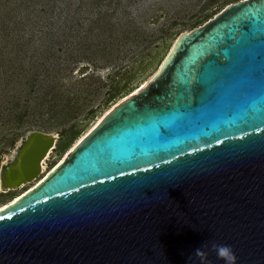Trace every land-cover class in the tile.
I'll list each match as a JSON object with an SVG mask.
<instances>
[{
  "label": "water",
  "instance_id": "95a60500",
  "mask_svg": "<svg viewBox=\"0 0 264 264\" xmlns=\"http://www.w3.org/2000/svg\"><path fill=\"white\" fill-rule=\"evenodd\" d=\"M57 135L33 130L0 167L32 181ZM231 245L264 264V0L180 35L33 188L0 211V264H199Z\"/></svg>",
  "mask_w": 264,
  "mask_h": 264
},
{
  "label": "rangeland",
  "instance_id": "374dc122",
  "mask_svg": "<svg viewBox=\"0 0 264 264\" xmlns=\"http://www.w3.org/2000/svg\"><path fill=\"white\" fill-rule=\"evenodd\" d=\"M5 1L0 0V13ZM9 1L13 10H6L5 16L18 29V62L24 63L30 53L37 56L49 47L62 45L66 53H75L77 57L63 65L65 84L84 80L76 87L82 90L76 101L77 111L64 110L55 118L43 113L35 121L22 124L16 120L15 109L5 105L14 107L13 96L19 89L25 95L29 88L26 79L15 75L7 84V95L0 91V167L13 157L27 133L37 130L57 135L43 171L19 188L0 189V207L43 180L115 104L153 77L182 33L239 0ZM43 4L49 12H41ZM32 32L34 40L28 43L25 33ZM109 91L117 92L105 101Z\"/></svg>",
  "mask_w": 264,
  "mask_h": 264
},
{
  "label": "trees",
  "instance_id": "16d2710c",
  "mask_svg": "<svg viewBox=\"0 0 264 264\" xmlns=\"http://www.w3.org/2000/svg\"><path fill=\"white\" fill-rule=\"evenodd\" d=\"M48 2L52 3L54 1L48 0ZM10 3L9 0H6L1 7L2 13H0V91L3 93L2 95H7L6 92L9 90L7 84H9L11 77L15 75L25 78L26 80L24 81H27L29 88L25 95H23V90L19 89L13 96L16 101L14 107H10L7 104L5 108L15 109L16 120L21 124L32 120L35 121L43 113L55 118L64 110L77 111L78 105L76 101L82 90L81 88L76 89V87H79L81 80L84 79H76L69 84H65L67 79H65L63 74L65 71L63 65L70 59L77 58L76 54L66 53L62 45H60L55 48L49 47L47 52L40 53L37 56L32 53L28 54L25 51L24 54L28 55L24 58V63L18 62L17 51H20L19 43L16 39L18 29L16 23L5 16L6 10H13ZM52 6L50 8L51 13L53 10ZM40 10L44 13L49 12L48 6L44 4L40 7ZM38 32L42 33L41 29ZM25 35H28V43L34 40V32L31 34L25 33ZM1 42H3V45ZM7 45L11 48L8 49ZM16 48H18L17 51ZM83 77L85 75L81 78ZM18 79L20 80V78ZM62 86L66 88L64 91L61 89ZM56 90L60 92L57 93ZM116 92L109 91L105 101L115 97Z\"/></svg>",
  "mask_w": 264,
  "mask_h": 264
},
{
  "label": "clouds",
  "instance_id": "9594fccd",
  "mask_svg": "<svg viewBox=\"0 0 264 264\" xmlns=\"http://www.w3.org/2000/svg\"><path fill=\"white\" fill-rule=\"evenodd\" d=\"M208 245H201L196 248L192 254H190L189 259L192 255L199 258V264H209L208 262V252L205 251ZM211 250L214 252L217 260L221 261L222 264H237V256L232 249L231 245L226 243H216L212 242Z\"/></svg>",
  "mask_w": 264,
  "mask_h": 264
},
{
  "label": "bare ground",
  "instance_id": "6f19581e",
  "mask_svg": "<svg viewBox=\"0 0 264 264\" xmlns=\"http://www.w3.org/2000/svg\"><path fill=\"white\" fill-rule=\"evenodd\" d=\"M46 158L47 157H45L43 160H42V162H41V168H40V173L43 171V169H44V164H45V160H46ZM26 183H28V182H26ZM25 183H23V184H21L20 186H18L17 188H19V187H21L22 185H24ZM24 194V193H23ZM22 194V195H23ZM21 196V195H20ZM20 196H18V197H15L14 199H13V201H11L10 203H7V204H5V205H2L1 207H0V211L2 210V209H4L5 207H7L8 206V204H11L12 202H14L15 200H17Z\"/></svg>",
  "mask_w": 264,
  "mask_h": 264
}]
</instances>
